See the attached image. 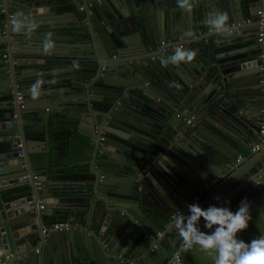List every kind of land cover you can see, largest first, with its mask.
<instances>
[{
    "label": "water",
    "instance_id": "1",
    "mask_svg": "<svg viewBox=\"0 0 264 264\" xmlns=\"http://www.w3.org/2000/svg\"><path fill=\"white\" fill-rule=\"evenodd\" d=\"M52 12L73 16L72 26L60 28L82 42L62 41ZM221 12L229 16L230 31L224 35L207 23L210 14ZM18 13L39 23L30 38L12 28ZM49 32L55 47L45 54ZM178 35L190 40L182 47L197 55L165 66L161 60L177 46L161 40ZM56 67L65 70L50 71ZM204 77L213 84L200 90ZM68 92L72 105L92 117V132H85L92 155L87 175L81 174L84 184L53 185L57 176L51 173L47 145L61 119L57 106L70 104ZM32 97L42 107L29 119L25 112L34 106ZM50 102L54 105L47 108ZM205 112L248 127L242 116L252 133L259 129L254 135L262 141L257 152L264 164V0H195L190 12L177 0H0V264H213V254L196 246L180 249L174 219L181 212L189 215V204L235 212L261 193L264 179L255 183L249 170V179L236 190H219L220 203L214 199L217 184L205 198L192 201L198 188L185 187L178 173L188 148L216 168L234 157L212 141L203 146L196 133L202 135L200 122L209 125L207 118L199 121ZM66 115L72 118L70 111ZM80 143L87 147L84 139ZM114 152L123 155L120 160ZM36 171L42 173L39 183ZM171 178L183 186L168 184ZM44 197L47 204L41 207ZM251 216L249 227L238 233L246 243L264 235V220ZM59 220L72 226L43 232ZM204 224L202 218V231L215 230ZM178 251L181 260L174 263Z\"/></svg>",
    "mask_w": 264,
    "mask_h": 264
},
{
    "label": "crops",
    "instance_id": "2",
    "mask_svg": "<svg viewBox=\"0 0 264 264\" xmlns=\"http://www.w3.org/2000/svg\"><path fill=\"white\" fill-rule=\"evenodd\" d=\"M52 13L56 16L57 22H55V27L57 33H59L61 37L64 38L62 41L74 43L76 40L78 43L82 42V37H77V39H75V36H77L76 33L71 31L68 32L69 30H62L60 28L61 26L68 29L70 26H72V24L75 23L73 16L67 12ZM46 16L50 15L48 14ZM67 33H70L69 36ZM184 39L186 38H184L182 35H178L175 38V40ZM169 40L170 42L162 45L171 44L172 39L170 38ZM22 50L29 51L28 49ZM57 65L62 64L57 63ZM31 67V65L28 66V68ZM63 70L65 69L60 67L50 69L52 72H62ZM203 79V82L199 81L202 82V87L200 90L203 87V89H206L207 87L210 88V84H213L211 83V77H204ZM146 83L150 82L148 81ZM64 91L67 92V87L64 89ZM71 96H73V93L68 92V99H70L69 106L64 104V102L59 103L61 106H57L59 112L58 114L61 119H59L60 121L56 123L51 135L52 141L47 145L48 152L50 154V164L53 169L51 173L57 176V180H52L51 182L53 185H69L71 183L79 185L84 184L85 181L81 179V174L87 175V165L89 164L92 155L89 149L91 140L85 135V132H92L91 127H93V124L90 122V118L92 117L89 116V113L85 112L83 109L80 110L76 108V104L72 105L74 101L71 99ZM40 102L42 101L38 97H32V103L34 106L26 109L25 116L31 119L32 115L38 114L39 108L42 107L38 105ZM50 105L54 104L51 102L48 103L47 108H51ZM68 111H70L72 114V118L67 119L68 116L66 113ZM195 112L197 113V111ZM199 115V121H205V118H207V121L209 122L208 126L205 125V123L200 122L199 127L202 128V135L200 136L199 130H197L198 133H196L203 142V146H205L208 141H212L215 145L223 147L225 150L230 152L234 157L229 164L216 168L211 159L202 157V155L198 154L197 150L193 149V147H189L187 153L184 154L185 160L187 161L186 165L178 173L180 174V178L183 179L182 181H184L183 185L185 187V184H187L189 187L193 184L197 186L198 192L194 196V200H192L194 202L199 198H205V191L212 185L217 184L220 186L214 195V199L217 201L215 203L218 204L222 201L220 200L222 192L219 190L229 188L234 191L240 186L239 183H243L245 180L249 179V177H247L249 170L252 171V175H255L257 172H260L263 169V163L260 162L261 156H259L257 152L258 149H254L253 147V145L257 143L260 145L262 141L259 139V137L254 135V132L259 133V129L253 128L254 132L252 133L248 128L250 127L249 123L243 119L242 116H240V120H242L248 127H244V125H241L239 122L233 121L232 118L228 116H221L216 112H210L209 114L205 112L204 114ZM241 138H245L247 140L242 141ZM82 139H84L87 143V147L81 145L80 140ZM76 140L78 142H76ZM177 140L179 143L177 141H173L174 146L172 149L174 150H178L177 148L180 145V139L178 138ZM237 149H239L238 153H236ZM118 153L114 152V154H116L119 159L121 158V154ZM36 173L41 172L36 171ZM127 180L123 179V181ZM123 181L121 183L122 185L124 184ZM182 181L178 178L176 180L171 178V182H168V184L171 183L172 186L179 187L178 185H182ZM235 181H237L236 185H234ZM207 182L209 183L208 186L205 185ZM189 187L185 189L183 188V190L180 191L181 194H186V192L189 191ZM48 190L49 189H46L47 192ZM225 198L226 196L223 197V199ZM46 199L47 198L45 197L41 198L40 205L41 203H45L46 205ZM247 201L251 206V214L255 218L257 217L260 220H264V189L261 190L260 194L248 197ZM59 217L61 218L62 216ZM182 246L183 244H181L180 249ZM195 249L198 252L203 251L198 247H195ZM35 252L37 251L35 250Z\"/></svg>",
    "mask_w": 264,
    "mask_h": 264
},
{
    "label": "clouds",
    "instance_id": "3",
    "mask_svg": "<svg viewBox=\"0 0 264 264\" xmlns=\"http://www.w3.org/2000/svg\"><path fill=\"white\" fill-rule=\"evenodd\" d=\"M177 4L182 10L190 12L195 6V0H177ZM207 23L218 35H224L230 31L227 13H212ZM11 24L14 31L29 38L39 28V23L34 18L23 13H18L11 20ZM42 46L45 54L54 49L55 41L52 39L51 32L46 34ZM196 55L195 50H186L182 46H177L173 54L162 59L161 63L165 66L168 64L178 66L181 63L193 61ZM186 207L190 214L185 216L181 212L172 225L185 247L196 246L213 254V264H264V235L250 243L238 239V233L247 229L252 220L251 206L248 201H242L235 212L228 207L214 205H210L207 209L199 204H189ZM202 218L205 221V228L215 229L211 234L202 231L199 227Z\"/></svg>",
    "mask_w": 264,
    "mask_h": 264
},
{
    "label": "built area",
    "instance_id": "4",
    "mask_svg": "<svg viewBox=\"0 0 264 264\" xmlns=\"http://www.w3.org/2000/svg\"><path fill=\"white\" fill-rule=\"evenodd\" d=\"M259 12L262 13V10H259ZM200 34H201V32H199L197 34H194V38H190V40L199 37ZM260 34L263 35V32H261ZM259 39L261 40L262 36H260ZM187 40L190 41L189 39H184V40H175V39L173 40L172 39L171 40V44L174 45V46H184L185 42ZM167 42H170V40L169 39H162L161 40V45L162 44H166ZM4 55L6 56V54H4ZM17 95H18L20 108H24L25 104L23 102V94L20 91H18ZM260 133H261V136L264 138V119L261 122ZM253 147H254V149L258 148L259 147V143L254 144ZM19 152H20L21 155L23 154L21 150ZM27 176H28V174L24 175V177H27ZM41 176H42L41 173H36V172L34 173V178L36 180H38L37 183H39V181H40L39 179H41ZM254 176H255V178H254L255 183H259L262 180V178H264V164H263V169L260 172H257ZM205 185L208 186L209 183L207 182ZM40 206L41 207H45V203H41ZM71 226H72V223L70 221H68V220H59V221L54 222V223H52V224H50L48 226H44L43 232H47L48 230H52V229H67V228H70ZM183 246L185 247L184 243H183ZM36 251H38V248H36ZM180 260H181V252L178 251L175 254L174 263L180 262Z\"/></svg>",
    "mask_w": 264,
    "mask_h": 264
}]
</instances>
